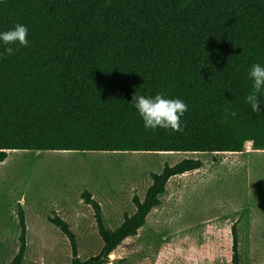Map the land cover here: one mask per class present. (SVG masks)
Here are the masks:
<instances>
[{
  "label": "trees",
  "instance_id": "obj_1",
  "mask_svg": "<svg viewBox=\"0 0 264 264\" xmlns=\"http://www.w3.org/2000/svg\"><path fill=\"white\" fill-rule=\"evenodd\" d=\"M18 23L30 43L0 58V162L17 150L238 153L246 141L264 150V104L255 113L245 102L247 71L264 64V0H4L0 31ZM135 93L182 99L183 131L145 130L130 103ZM201 166L185 158L150 173L143 199L131 198L134 213L113 230L82 191L102 240L84 261L52 212L47 220L67 237L70 264L107 263L160 204L168 179ZM17 216L9 264H21L26 250L21 207ZM228 234V263L240 264L236 221Z\"/></svg>",
  "mask_w": 264,
  "mask_h": 264
},
{
  "label": "rangeland",
  "instance_id": "obj_2",
  "mask_svg": "<svg viewBox=\"0 0 264 264\" xmlns=\"http://www.w3.org/2000/svg\"><path fill=\"white\" fill-rule=\"evenodd\" d=\"M245 145L239 154L10 151L0 163V264L18 248L19 207L26 224L21 264H70L67 237L47 220L52 212L69 225L81 261L97 255L102 240L93 209L82 203L80 193H91L105 227L113 230L124 214L134 213L131 197H143L150 173L185 158L199 159L202 166L189 175L173 176L160 196L161 205L150 211L138 235L123 240L104 264H229L228 233L238 221L236 207H250L259 217L252 238L247 235L250 212H241L239 262L264 264L258 232L264 231V150Z\"/></svg>",
  "mask_w": 264,
  "mask_h": 264
},
{
  "label": "clouds",
  "instance_id": "obj_3",
  "mask_svg": "<svg viewBox=\"0 0 264 264\" xmlns=\"http://www.w3.org/2000/svg\"><path fill=\"white\" fill-rule=\"evenodd\" d=\"M2 3L4 0H0V4ZM28 34V28L19 23L7 31H0V58L27 47L30 43ZM247 78L251 82L252 91L245 97V102L250 105L252 112H260V105L264 104V94H261L264 93V64L253 63L247 71ZM258 94L261 97L259 101ZM130 103L141 119L145 130L183 131L181 118L188 111V106L182 99L167 98L161 93L153 96L135 93ZM230 115L234 117L236 112L232 111Z\"/></svg>",
  "mask_w": 264,
  "mask_h": 264
},
{
  "label": "crops",
  "instance_id": "obj_4",
  "mask_svg": "<svg viewBox=\"0 0 264 264\" xmlns=\"http://www.w3.org/2000/svg\"><path fill=\"white\" fill-rule=\"evenodd\" d=\"M249 142H250V141H246L245 143H249ZM250 144H251V143H250ZM245 146H246V145L244 144V148H245ZM250 149H252V151H256L255 149L252 148L251 145H250ZM243 152H244V150L242 151V153H243ZM236 153H237V152H236ZM239 153H241V152H238V154H239ZM245 153H249V152L246 151ZM213 154H216V153H213ZM0 163H1V162H0ZM201 163H202V162H201ZM198 169H200V168H198ZM196 170H197V169H196ZM196 170H192V171H196ZM189 172H190V171L185 172V173H183V174H188V175H189ZM180 175H182V174H180ZM175 176H176V175H175ZM172 179H173V176H172L171 178L168 179L167 183L170 182ZM167 183H166V185H167ZM194 183H195V181L193 182V184H194ZM150 184H151V183H150ZM150 184H149V185H150ZM149 185H148V186H149ZM166 185H165V190H166ZM146 189H147V188H146ZM145 191H146V190H145ZM164 193H165V192H164ZM164 193H162V194H164ZM144 194H145V192H144ZM162 194H161V195H162ZM161 195H160V196H161ZM160 196H159V200H160V204H159V205H161V199H160ZM143 197H144V195H143ZM143 197H142V198H139V199L142 200ZM131 198H132V197H131ZM81 201H82V200H81ZM189 201H190V199H189ZM82 203H83V202H82ZM83 204H84V203H83ZM159 205H157V206H155V207H158ZM155 207H154V208H155ZM154 208H152V209H154ZM152 209H151V210H152ZM234 210H235L236 213H238V216L236 217L237 220H238L237 223H239V222L241 221V219H242V213H241V212H246V211H247V212H248V211L250 212V213L248 214V216H249V222H248V226H247V228H248V230H247V235H249V233H250V236H252V238H253V230H252V229H253L254 227H255V228H256V227L258 228V226H256V225H257V222H258V220H259V219H258L259 217H257L256 214H254V215L251 214V212H253V210H252L250 207H247V208L236 207ZM149 213H150V212H149ZM149 213H148V214H149ZM148 214H147V215H148ZM239 214H240V215H239ZM146 217H147V216H146ZM145 223H146V218H145ZM237 223H236V229H237V225H238ZM120 224H121V223H120ZM139 230H140V229H139ZM248 231H249V232H248ZM258 232H259V236H260L261 241L264 243V231H262V232L258 231ZM138 233H139V231H138ZM138 233H137L136 235H138ZM237 237H238V230H237ZM128 238H129V237H128ZM251 242H253V239H252ZM238 246H239V244H238ZM16 251H17V250H16ZM25 252H26V250H25ZM15 253H16V252H15ZM111 255H112V254H111ZM13 256H14V255H13ZM13 256H12V258H13ZM24 256H25V254H24ZM12 258H11V259H12ZM11 259H10L6 264H9V262L11 261ZM23 259H24V257H23ZM22 261H23V260H22Z\"/></svg>",
  "mask_w": 264,
  "mask_h": 264
},
{
  "label": "bare ground",
  "instance_id": "obj_5",
  "mask_svg": "<svg viewBox=\"0 0 264 264\" xmlns=\"http://www.w3.org/2000/svg\"><path fill=\"white\" fill-rule=\"evenodd\" d=\"M36 155L41 154L42 151H33ZM54 152H66V151H54ZM72 152V151H71Z\"/></svg>",
  "mask_w": 264,
  "mask_h": 264
},
{
  "label": "water",
  "instance_id": "obj_6",
  "mask_svg": "<svg viewBox=\"0 0 264 264\" xmlns=\"http://www.w3.org/2000/svg\"><path fill=\"white\" fill-rule=\"evenodd\" d=\"M214 161H216V158L214 157Z\"/></svg>",
  "mask_w": 264,
  "mask_h": 264
}]
</instances>
